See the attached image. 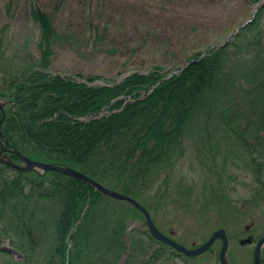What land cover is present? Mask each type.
<instances>
[{"label":"trees","instance_id":"obj_1","mask_svg":"<svg viewBox=\"0 0 264 264\" xmlns=\"http://www.w3.org/2000/svg\"><path fill=\"white\" fill-rule=\"evenodd\" d=\"M33 15L41 29V57L6 75V89H0L12 101L5 132L22 152L81 170L154 214L178 202L166 184L185 153L186 134L216 119L243 166L264 180V4L228 45L203 58V51L195 53L179 73L167 78L173 69L155 64L105 84L95 83L100 76L50 72L59 34L50 13L33 8ZM2 44L0 29V50ZM103 111L111 112L82 120ZM223 177L199 212L211 206L222 217L230 212ZM256 188L249 196L253 202L264 195V183ZM139 218L145 220L133 204L84 181L53 171L10 173L0 165V246L9 241L0 248V264H119L124 257L123 264H180L177 257L184 255L150 233L146 240L134 230L129 244V221Z\"/></svg>","mask_w":264,"mask_h":264},{"label":"rangeland","instance_id":"obj_2","mask_svg":"<svg viewBox=\"0 0 264 264\" xmlns=\"http://www.w3.org/2000/svg\"><path fill=\"white\" fill-rule=\"evenodd\" d=\"M33 8L50 13L59 34L50 72L100 76L96 84L119 82L134 71L147 72L155 64L179 68L195 53L225 42L254 13L251 0H0L2 74H18L41 57V29ZM190 130L185 153L166 184L178 202L155 211L158 223L167 233L175 231V239L188 246L202 244L214 230L224 227L233 237L230 257L245 264L252 260L255 243L243 246L239 239L250 234L259 237L264 208L249 204L245 214L230 219L220 218L212 207L205 213L191 209L207 201L220 174L235 200L246 194L253 176L237 150L230 148L219 121ZM158 195H153V204ZM247 225L250 229L246 231ZM129 226L130 241L131 230L146 231L142 219L131 220ZM7 245L4 242L0 248ZM221 245L218 242L198 262L218 264ZM178 261L184 264L182 258Z\"/></svg>","mask_w":264,"mask_h":264},{"label":"water","instance_id":"obj_3","mask_svg":"<svg viewBox=\"0 0 264 264\" xmlns=\"http://www.w3.org/2000/svg\"><path fill=\"white\" fill-rule=\"evenodd\" d=\"M263 1L264 0H261L260 2H258L255 5V10H257L260 7V5H261V3ZM205 53L206 52L203 53V56L205 55ZM190 63H191V61L187 62V64L185 66H183V67H186ZM175 72L176 71L171 72L170 76H172ZM161 82H159V83H161ZM158 84H156L150 91H142V95L141 96H144L146 94H149V93L153 92ZM132 97L133 96H131V98ZM101 116H102V114L99 115L98 113H95L93 116L85 117L84 120L85 121H91V120L97 119V118H99ZM0 135H2V133ZM18 154L23 159V161L26 163V165L14 164L12 161L6 160L5 158H2L1 156H0V162H5V163H7L9 165H12L13 167L19 169L20 171H30V170H39V169H41L43 171L61 172V173H64V174H66L68 176H71V177L86 181L90 185L95 187L97 190H100L104 194H106L108 196H111V197H113V198H115L117 200H125V201H128V202H131L137 208H139L140 210H142L144 212V214H145V216L147 218V223H148L149 229H150L151 233L153 234V236L155 238H157V239H159V240H161V241H163V242H165L167 244H170L171 246L175 247L177 250L185 252L189 256H196V255H199V254L203 253L204 251H206L207 249H209L211 247V245L214 243L215 239L218 236L224 237L225 241H224V244H223L222 249H221L220 259H221V263L222 264H229V262L227 260V257H226V251H227V248H228V240H227V238L225 236V230L224 229H220V230L214 232V234L210 237V239L207 242H205L204 244H202L201 246L196 247V248H188L187 246L179 243L178 241L174 240L173 238L165 235L157 227V225L154 223V221H153V219H152V217L150 215V212L147 210V208H145L135 198H133V197H131L129 195H126V194H124V193H122L120 191H117L115 189L106 187L105 185H103L99 181L93 179L92 177L88 176L84 172H81V171L76 170L74 168L67 167V166H59V165H56L54 163L42 162V161H39V160H32L29 157H27L25 155H22L21 153H18ZM249 241H251L250 238L246 239V240H243L242 242L246 243V242H249ZM259 250H260V246L258 247V250H257V259H256V263L255 264L259 263V260H258Z\"/></svg>","mask_w":264,"mask_h":264},{"label":"flooded vegetation","instance_id":"obj_4","mask_svg":"<svg viewBox=\"0 0 264 264\" xmlns=\"http://www.w3.org/2000/svg\"><path fill=\"white\" fill-rule=\"evenodd\" d=\"M0 58L1 59H3L4 58V55H3V52H0ZM1 70H2V67L0 66V89L2 88L3 90H5L6 89V86L5 85H3V82H4V80H5V77H6V75L3 73H1ZM4 99V96L2 95V93H0V100L1 101H3L4 102V110L6 111L7 110V107H8V105H9V101H7V100H3ZM7 103V104H6ZM6 113H7V111H6ZM3 118V109L0 107V120ZM5 120H3L2 122H0V126H2L3 125V122H4ZM7 137H6V135L2 138V140H0V152L2 151V148L4 147V146H6L8 149H5L4 151H3V155H5L6 157H10L11 155L13 156V155H15V152L14 151H12V150H15L16 149V146H14L13 144H11V143H7ZM246 229H250V226H246L245 227V230ZM228 234V233H227ZM228 236H229V239H230V242H232L231 240H233V237H231V235H229L228 234ZM254 236V235H253ZM264 237V221L261 223V225H260V233H259V237L258 238H256L255 236H254V242L253 243H255V248H254V250H253V252H252V260L251 261H249V262H247V263H245V264H253L254 262H255V251H256V249H257V246H258V244H259V242H260V240L262 239ZM241 239V238H240ZM232 245V244H231ZM244 246H246V245H244ZM261 256H262V259H261V262L259 263V264H264V245H263V247H262V250H261ZM233 262L234 263H237L235 260H233Z\"/></svg>","mask_w":264,"mask_h":264}]
</instances>
